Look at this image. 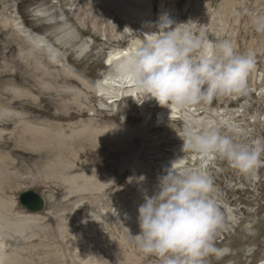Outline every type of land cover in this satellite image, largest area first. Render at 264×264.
I'll return each mask as SVG.
<instances>
[{"label": "rangeland", "instance_id": "374dc122", "mask_svg": "<svg viewBox=\"0 0 264 264\" xmlns=\"http://www.w3.org/2000/svg\"><path fill=\"white\" fill-rule=\"evenodd\" d=\"M144 3V18L151 31L147 24L122 22L101 0H0V120L4 121L0 122L4 131L0 160H10L3 171L8 170L9 176H0V204L7 220H14L29 216L18 203L21 193L34 191L45 199L43 211L34 215L37 223L25 233L11 232L0 224V251L7 257L19 255V264H162L161 258L140 252L130 235L138 234V207L145 196L159 191L158 178L171 168L167 161L187 157L185 167L198 168L192 159L198 154L182 151L186 131L214 126L238 141L264 142V34L253 24L255 17L264 16V0ZM14 15L32 35L41 38L42 44L20 30L23 28ZM165 21H171L170 30L177 27V31L204 36L210 42L228 40L238 53H252L254 68L245 92L179 108L181 114L175 119H159L164 107L158 102L128 98L108 105L94 91L84 92L73 82L82 77L80 81L93 86L111 72L105 66L110 52L125 48L131 39L144 43L140 31L158 39L155 34ZM30 45L36 51L31 52ZM60 69L74 73L76 80L62 76ZM57 74L62 79H54ZM72 90H80L87 99L72 101ZM79 104L85 112L82 117ZM12 115L16 119L9 121ZM18 122L46 126L47 130L48 123H59L64 136L82 131L83 126L88 128L87 124L93 129L112 130L115 135L107 136L104 142L93 137L89 143L75 137L77 141H68L66 156L63 154L64 160L59 162L54 153L14 147L23 144L18 140ZM118 127L138 130L130 137L118 138L117 134L116 138L121 130ZM261 160L249 174H240L220 158L205 165L224 213L216 246L233 251L220 260L205 257L204 264H260L264 260V155ZM58 162L61 165L56 166ZM66 177L76 178L73 185L62 181ZM125 215L133 221L128 222ZM246 245L255 249L250 257L243 254Z\"/></svg>", "mask_w": 264, "mask_h": 264}, {"label": "clouds", "instance_id": "9594fccd", "mask_svg": "<svg viewBox=\"0 0 264 264\" xmlns=\"http://www.w3.org/2000/svg\"><path fill=\"white\" fill-rule=\"evenodd\" d=\"M253 24L264 34V16L255 17ZM170 29L171 21L162 23L155 34L158 39L136 47L117 67L142 100L152 98L161 107L186 109L245 92L254 68L252 53H238L228 40L210 42L177 27ZM183 141V153L198 154L201 166L180 170L172 166L159 177V191L145 196L138 207L139 234H129L140 252L161 258L162 264H204L205 257L220 260L232 253L227 246H216L224 213L204 167L220 158L240 174H249L264 155V142L238 141L214 126L189 128ZM254 251L246 245L243 254L250 257Z\"/></svg>", "mask_w": 264, "mask_h": 264}, {"label": "bare ground", "instance_id": "6f19581e", "mask_svg": "<svg viewBox=\"0 0 264 264\" xmlns=\"http://www.w3.org/2000/svg\"><path fill=\"white\" fill-rule=\"evenodd\" d=\"M104 5L106 6V10L107 9H110V10H113L114 11V14H117L118 16H116L118 19H120L122 22H128V23H136L138 24L139 26H144L147 24L148 26L146 28L149 29V31H151V29L149 28V22L148 20H146L144 17H145V10L143 9V5H145L144 1L145 0H101ZM93 2V1H92ZM101 3V2H100ZM103 5V4H102ZM104 5H103V8H104ZM101 6V4H100ZM109 7V8H108ZM96 9V8H95ZM104 11V10H103ZM108 11V10H107ZM14 12V11H13ZM12 12V13H13ZM17 16L14 15V21L23 29H20L22 30L23 32H25V35L32 39L33 41H35L37 44H42L41 42V38L40 37H37L36 35H32L33 33L30 32L29 30H27L23 25L22 23L20 24V20H17L16 18ZM19 19V18H18ZM16 24V25H17ZM132 25V24H131ZM21 31V32H22ZM136 33V32H135ZM147 33V34H146ZM145 35L140 31V35L142 36V38H144L146 41L145 42H150V41H154L156 39V37L154 35H151V36H148L152 33L150 32H146ZM130 35V34H129ZM144 42V43H145ZM32 44V42H31ZM143 43L140 41V40H134V39H131L128 41V44L126 45L125 48L123 49H119V50H114L112 52L109 53L108 57L106 58L105 60V66L106 67H110L111 68V72L109 74H107L103 79L99 80L96 84H94L92 87L89 86L88 84H85L83 81H80L82 79V77H80L81 79L80 80H76V77H75V74L74 73H70V72H67L65 70H61V73L62 76H65V77H71L73 79H75L76 81H73L74 83H76L77 85H81V88L85 91H94L96 93V95H98L97 97H99L101 100H105V103L106 104H112V105H115L116 103L122 101L123 99H128V98H134L135 100H140L142 99V96L141 94H139L135 89H134V85L132 84V82L128 79H126L125 77H123L118 71H117V67L118 65L120 64V62L127 56L129 55L136 47L138 46H141ZM34 47L35 45L32 44ZM32 45H30L29 47V50L31 52H34L36 51L38 45H36L37 47H33ZM42 46V45H41ZM40 47V46H39ZM35 49V50H34ZM28 50V51H29ZM52 52V51H51ZM57 52V51H56ZM32 54V53H31ZM34 54V53H33ZM60 56V55H59ZM55 58V57H54ZM61 59V58H60ZM57 61V60H56ZM59 62V61H58ZM62 62V61H61ZM59 64V63H58ZM60 66V65H59ZM53 68V67H52ZM61 68V67H60ZM37 69V68H36ZM56 69V68H55ZM39 70V69H38ZM42 70V69H40ZM39 70V71H40ZM54 70V69H53ZM57 70V69H56ZM49 72H51L50 70H48ZM45 72V71H44ZM57 71H55L54 73H56ZM60 72V71H58ZM73 72V71H72ZM53 73V74H54ZM46 75V73H45ZM43 74V76H45ZM51 75V74H49ZM56 75V74H54ZM58 75V74H57ZM48 76V75H46ZM52 76V75H51ZM61 78V75H58V76H55L54 79L56 78L57 80H59L58 78ZM50 77V76H49ZM48 77V79H49ZM39 78V77H38ZM52 78V77H51ZM50 78V79H51ZM42 79V78H41ZM47 79V78H46ZM62 79V78H61ZM71 80V79H70ZM53 81V80H52ZM64 82V81H63ZM66 82V81H65ZM56 83V82H55ZM48 85V84H47ZM55 87V86H54ZM65 88V87H64ZM71 88V87H70ZM69 88V89H70ZM72 89V88H71ZM46 90V89H45ZM49 91V90H48ZM80 91V90H79ZM74 92L73 90L71 91L73 94L70 96L71 97V100L72 101H76L79 103V99L80 98H86L85 97V94L81 93L80 92ZM69 93V91L67 92ZM88 93V92H86ZM70 94V93H69ZM28 95V94H27ZM17 96V95H16ZM83 96V97H82ZM19 98V95L17 96ZM23 97V96H22ZM87 99V98H86ZM35 99L33 98L32 99V102H34ZM70 100V99H69ZM81 100V99H80ZM145 101L146 100H149V101H153V102H157L155 99H152V98H146L144 99ZM152 102V103H153ZM79 107H80V104H79ZM82 107V106H81ZM81 107L80 109L78 110L79 111V116H84L85 112L83 110H81ZM77 109V108H76ZM85 109V108H84ZM67 110V109H66ZM69 111V110H68ZM21 112V111H20ZM87 112V111H86ZM19 114V113H17ZM181 114L179 108L175 107V106H170L169 108L167 107H164L160 112H159V119L161 118H178L179 115ZM3 116V115H2ZM68 116V115H67ZM74 118L75 116H72V115H69L68 118ZM2 118V117H1ZM5 118V121H7L8 119V115L4 116ZM3 118V119H4ZM16 119V116L12 115V116H9V121H14ZM75 119V118H74ZM18 120V119H17ZM0 122H4V121H1ZM21 122H25V121H21ZM21 122H18L20 124V136L18 135V140H20L23 144H20L21 146H14L16 147L17 149L19 150H22L24 151L25 149L27 150H31V151H38L39 149L41 150H44L48 153V155L54 153V155L56 154L57 155V159L58 161L60 162L61 158H63V154H65L66 156V153L65 151H67V147L70 146L71 143H68V141L72 140V139H75V137H80L78 140H83V142H87L89 143L93 137L97 138L98 141H103V139H105L106 141V137L107 136H114L115 132H109V129H108V132H106L105 130H98L97 128L93 129L91 128L90 126H88L89 124H87L86 126L88 128H84L85 126H83V130L82 131H74L70 134V136H64L63 134V130L60 126V124L58 123L57 125H54V124H49L50 126H54L55 129L53 128H46V126H44L45 128L43 127H40V126H27L29 124H25V125H22ZM17 123V124H18ZM27 123V122H26ZM82 124V123H81ZM91 124V123H90ZM1 125H4L3 123ZM33 125V124H32ZM80 125V123H79ZM17 126V125H16ZM71 126V125H70ZM75 126H78L75 125ZM81 126V125H80ZM79 127V126H78ZM105 128V127H104ZM103 128V129H104ZM120 128V127H118ZM50 129V131H49ZM76 129V128H75ZM115 129V128H113ZM121 129V128H120ZM80 130V129H79ZM117 130V129H116ZM115 130V131H116ZM138 129L136 128V130L134 131H137ZM55 131V132H54ZM114 131V130H113ZM134 131H125V130H119L117 131L116 133V138H117V134H118V138H125V137H130L131 135H133V133L136 134V132ZM4 132V131H3ZM3 132H2V129L0 130V137H2L3 135ZM18 132V131H17ZM139 132V131H138ZM137 132V133H138ZM62 133V134H61ZM114 134V135H113ZM100 137V138H99ZM111 137V136H110ZM94 138V139H95ZM99 138V139H98ZM93 139V140H94ZM110 140V139H109ZM115 140V138H114ZM118 140V139H117ZM120 140V139H119ZM75 141H77V139H75ZM111 141V140H110ZM107 142L106 143H111V142ZM1 142V141H0ZM79 142V141H78ZM77 142V143H78ZM82 142V141H81ZM104 142V141H103ZM73 143V142H72ZM75 143V142H74ZM1 144V143H0ZM97 144V143H96ZM25 147V148H24ZM27 147V148H26ZM72 148V147H71ZM70 148V149H71ZM40 151V150H39ZM42 152V151H40ZM39 152V153H40ZM32 153V152H30ZM46 153V154H47ZM14 154V153H13ZM34 154V153H33ZM45 154V155H46ZM53 155V154H52ZM178 157L176 159H172V160H169L167 161V165L170 166V167H174V169H181V167H185V164H186V161H187V157ZM199 156L197 155H193L192 156V159L194 161H196L198 163V168L201 166V164L199 163ZM56 159V160H57ZM179 163L177 164H174V162H176L177 160H179ZM55 160V161H56ZM64 160V159H62ZM61 160V162H63ZM65 160H67V158L65 157ZM9 159H1L0 160V176L1 175H8L9 176V172L7 170V172H3V171H6V166L8 165L7 162L9 163ZM57 163L56 166H59L58 164L61 165V163ZM66 162V161H65ZM12 163V162H10ZM127 163V162H126ZM135 165H136V162L134 161L133 162ZM7 164V165H6ZM131 164V163H130ZM174 164V165H173ZM10 165V164H9ZM12 165V164H11ZM55 165V164H54ZM63 167V166H62ZM61 167V168H62ZM8 168V167H7ZM66 169V168H65ZM65 169H61V170H65ZM49 171V170H48ZM53 171V170H52ZM50 172V171H49ZM55 172V171H53ZM51 173V172H50ZM15 174V173H14ZM65 177V176H64ZM3 178V177H2ZM15 179V178H14ZM57 179V178H56ZM63 182H66V183H69L71 185H73V183L75 182V179L73 177L71 178H67L64 179L62 178ZM77 183V182H76ZM94 183V181H93ZM91 184V183H90ZM84 185V184H83ZM104 185V184H103ZM107 185V184H106ZM82 184L78 187H81ZM11 187V186H10ZM72 187V186H71ZM76 187V186H75ZM93 187V186H92ZM95 188V187H93ZM69 189L71 190L70 186H69ZM69 190V191H70ZM81 190V188H80ZM85 190V188H84ZM99 190H101V188H99ZM77 192V191H76ZM86 192V191H85ZM88 192V191H87ZM74 193V192H73ZM75 194V193H74ZM73 194V195H74ZM72 195V193L70 194ZM69 195V196H70ZM1 203V202H0ZM5 208V207H4ZM8 208V206H7ZM2 207H1V204H0V224L2 225L1 227H6V229H9V231H13L15 233H18V234H22L26 229L28 228H31V226H35L34 224L35 221L33 220V218H35L36 216L34 215H37V214H31L29 213V216H23L21 218H17L15 217L14 220L12 219H9L7 220V218L5 217L3 211H2ZM10 213V212H9ZM125 219L128 220V222H132L133 221V218H131L129 215H125L123 216ZM12 218V217H11ZM37 219V218H36ZM35 219V220H36ZM37 221V220H36ZM5 222V223H4ZM1 230V228H0ZM29 231V230H27ZM136 231L137 233L139 234L140 232V229H139V225H137L136 227ZM25 233V232H24ZM13 237V236H12ZM29 237V236H28ZM27 238V237H26ZM26 238H25V241H26ZM30 238V237H29ZM33 238V237H32ZM35 238V237H34ZM11 239V238H10ZM9 239V242L12 240ZM31 239V238H30ZM29 239V240H30ZM32 247V246H31ZM36 247V246H35ZM1 248V247H0ZM26 248V247H25ZM12 254V253H11ZM14 254V253H13ZM10 255V254H9ZM15 255V254H14ZM17 256L19 257V255H10V256H6L5 253H1L0 251V264H19L20 261H18L19 259H17ZM22 259V258H21ZM260 264H264V260L260 263Z\"/></svg>", "mask_w": 264, "mask_h": 264}, {"label": "water", "instance_id": "95a60500", "mask_svg": "<svg viewBox=\"0 0 264 264\" xmlns=\"http://www.w3.org/2000/svg\"><path fill=\"white\" fill-rule=\"evenodd\" d=\"M18 203L28 213L39 214L44 209L45 199L34 191H25L19 195Z\"/></svg>", "mask_w": 264, "mask_h": 264}]
</instances>
